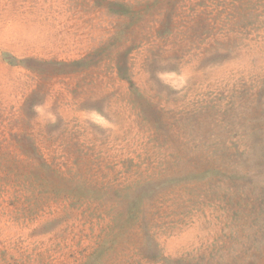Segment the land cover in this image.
Segmentation results:
<instances>
[{"label":"rangeland","instance_id":"1","mask_svg":"<svg viewBox=\"0 0 264 264\" xmlns=\"http://www.w3.org/2000/svg\"><path fill=\"white\" fill-rule=\"evenodd\" d=\"M0 264H264V0H0Z\"/></svg>","mask_w":264,"mask_h":264}]
</instances>
